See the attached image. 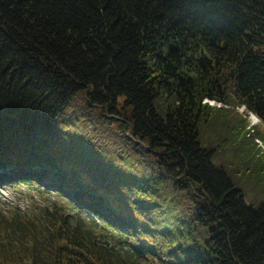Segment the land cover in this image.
Returning <instances> with one entry per match:
<instances>
[{
    "label": "trees",
    "instance_id": "obj_1",
    "mask_svg": "<svg viewBox=\"0 0 264 264\" xmlns=\"http://www.w3.org/2000/svg\"><path fill=\"white\" fill-rule=\"evenodd\" d=\"M257 139L264 0H0V183L78 208L0 209V264H264Z\"/></svg>",
    "mask_w": 264,
    "mask_h": 264
},
{
    "label": "rangeland",
    "instance_id": "obj_2",
    "mask_svg": "<svg viewBox=\"0 0 264 264\" xmlns=\"http://www.w3.org/2000/svg\"><path fill=\"white\" fill-rule=\"evenodd\" d=\"M49 181L36 180L34 185L26 186L23 183H0V209H8L18 207L22 212L32 213L40 212L45 208H52L54 205L63 208L66 213H74L78 208H73L69 201H64L61 196L56 193L55 189L49 187ZM54 186L53 184L51 185ZM248 204H255L252 199L246 200ZM67 202V203H66ZM74 204V203H72ZM74 206V205H73ZM81 211V210H80ZM83 212V211H81ZM84 213V212H83ZM88 220L85 214H78Z\"/></svg>",
    "mask_w": 264,
    "mask_h": 264
},
{
    "label": "bare ground",
    "instance_id": "obj_3",
    "mask_svg": "<svg viewBox=\"0 0 264 264\" xmlns=\"http://www.w3.org/2000/svg\"><path fill=\"white\" fill-rule=\"evenodd\" d=\"M206 102H209L210 104H215L214 101H210L208 99L205 100ZM240 112H243L244 111V107L240 108L239 109ZM249 119H250V125H249V129H251L253 131V127L256 126L257 124H259L261 122L260 118L255 115L254 113H250L248 115ZM258 145L262 148V150L264 151V140H260V139H257L256 140Z\"/></svg>",
    "mask_w": 264,
    "mask_h": 264
}]
</instances>
